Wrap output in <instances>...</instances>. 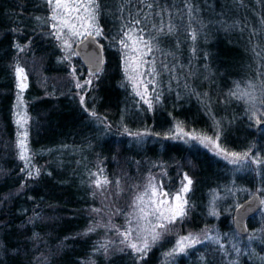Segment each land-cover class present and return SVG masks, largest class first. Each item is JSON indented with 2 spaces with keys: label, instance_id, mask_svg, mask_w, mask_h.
Returning <instances> with one entry per match:
<instances>
[{
  "label": "trees",
  "instance_id": "obj_1",
  "mask_svg": "<svg viewBox=\"0 0 264 264\" xmlns=\"http://www.w3.org/2000/svg\"><path fill=\"white\" fill-rule=\"evenodd\" d=\"M48 1L0 0V264H164L167 252L172 254L165 264H264L263 235L246 241L249 233L263 231L264 212L247 221L245 239L232 224L246 193L257 191L264 200V119H249L237 97L254 78L264 79V0H80L85 21L99 28L104 57L93 76L75 61L91 81L82 96L53 94L36 82L67 73ZM138 29L152 45L145 60L155 61L150 108L123 74L121 41L128 44L126 33L137 38ZM31 57L40 61L39 77L28 73ZM23 58L27 162L20 158L14 123ZM215 125L220 149L247 153L252 168L232 172L198 146L171 141L178 126L209 137ZM156 162L188 163L182 232L211 230L220 241L198 242L181 253L165 242L141 259L125 252L104 255L91 231L94 178L106 179L116 191ZM231 199L238 204L234 210Z\"/></svg>",
  "mask_w": 264,
  "mask_h": 264
},
{
  "label": "rangeland",
  "instance_id": "obj_2",
  "mask_svg": "<svg viewBox=\"0 0 264 264\" xmlns=\"http://www.w3.org/2000/svg\"><path fill=\"white\" fill-rule=\"evenodd\" d=\"M62 3L67 5V7L57 8L55 0H53L55 12L52 15H55L56 19H52V24L50 23V26L52 27V30L56 32V38L59 40L60 63L61 65L65 66L67 73L61 77H53L48 80L40 77V80L36 82H39L42 89L51 87L53 89V94L58 92L66 94L70 93L71 91L74 95L82 96L89 88L90 83H86V81H90V79L88 76L82 77V74L79 73V68L75 63L77 58L73 52V48L79 41L88 36L95 38L98 42L101 35L100 33L97 34V32L100 31L95 24L85 21L84 13L82 11L83 8H85V6H83L84 3H80V0H62ZM64 21H67V24H65ZM89 33H91V35H89ZM128 45L129 46L127 48H124L125 51L123 54V74L125 80L128 86L132 89L135 97L143 105L150 108L149 105H153L154 99L153 84H149L147 91H145L139 80L135 79L142 70L138 68L137 65H139L141 58L145 59V56H141V53L144 50V45L139 43L138 39L135 44L129 40ZM126 56L130 58L127 64ZM23 59H21L22 62L20 63V66L21 69L26 71L25 64L27 59ZM27 61L28 73L32 74L34 72L36 75H38V77L41 76L40 72L38 71V67L40 68L39 59L31 57ZM126 67L128 69L127 71L125 70ZM133 69L136 70L134 71ZM26 73L27 71L23 72L22 76L20 77L16 71V76L18 77L17 95L14 106V123L18 132L17 144L19 147L20 141H24L28 117L27 115L25 116V107L22 101V95L25 87L23 90H21L18 85L20 84L21 80L25 81L27 78ZM87 75L89 74L87 73ZM81 77L83 78L82 80H80ZM130 77H132V79H130ZM144 79H147V77ZM78 84L83 85V87H77ZM138 92H140L142 95H138ZM237 97L245 104L246 113L249 119L256 121V117L253 116L254 112L256 113V116L264 119V106L261 102V99L264 97V79L261 80L258 77L254 78L248 83V86L244 87L243 89H238ZM218 128L219 125H215V131L213 135L209 136L213 142L205 140L204 143H200L196 139L181 137L178 132L173 136L175 138H172L171 141H176L187 146H198L209 154L227 163L228 166L232 168V172L234 170L239 171L242 168H244V170L247 168H252L254 164L248 155L246 158L239 159L237 163H232L231 160L236 158L224 153L223 151L221 152L220 147H217L219 139H217V135L219 136L220 133ZM240 156L244 157L243 154ZM188 166L189 165L187 162H183V164H163L156 162L154 164L145 165L141 170H137V177L132 183L126 187L117 186L115 187L116 191L114 190V187H112L111 190L108 189L104 183H101V186L97 187L95 181L100 179L97 177L94 178L92 183L94 189L92 192L96 199L97 206L92 215L93 224L91 226V231L92 233H98V243L101 246L104 255L125 252L130 253L135 259H141V256L144 258L153 248L162 246V244L165 242H169L172 244L173 248L176 249L177 244L182 237H196L198 238L199 242L218 243L220 241L219 237L211 230H204L196 234L182 232L188 217L187 202L184 203V201H186V194L189 190L182 194V199L180 201H174L173 197L175 194L180 193L181 189L187 185L188 180H190V176L186 174ZM153 185H155L156 188L155 196L152 195ZM190 186L191 184L188 185L189 189ZM160 193H167L166 203L158 205L160 210L165 212L166 216L169 215V212L166 210L169 207H171L173 211H178L180 207H182L184 210V215H178L174 223H168L162 218L158 219L155 214H150L153 213V202L162 199ZM246 194L247 198H249L252 194H258V192L251 191L249 194ZM140 196H143V203H140V207L144 208V213H141L139 208L136 206L139 203L137 197ZM219 199V197H215L213 200L218 201ZM260 200L262 204L260 211L262 213L264 212V200L262 198H260ZM230 205L233 206L234 210L238 204L235 203V199H231ZM212 214L213 216L217 217L216 211H213ZM160 223H165L166 228H156V231L160 233V236L155 242H152L150 230L154 225ZM129 229H132L130 237L131 242H135L139 245L142 238H148L150 247L147 250L146 255L134 252L128 246L127 242L122 243L124 237L120 235V233H124ZM262 230L263 231H261V233L258 230L251 232V234L249 233L247 236L248 239H246V241L248 242L252 238V241H254L260 234L263 235L262 237L264 239V227ZM247 237H244V239ZM185 245V249L188 248L189 242L186 241ZM192 245L194 244H191L190 246ZM177 252L181 253L180 251ZM170 253L171 252H167L166 255L164 253L166 258L163 257L161 260L162 263L165 264V260L171 259L169 258L171 256Z\"/></svg>",
  "mask_w": 264,
  "mask_h": 264
},
{
  "label": "snow or ice",
  "instance_id": "obj_3",
  "mask_svg": "<svg viewBox=\"0 0 264 264\" xmlns=\"http://www.w3.org/2000/svg\"><path fill=\"white\" fill-rule=\"evenodd\" d=\"M52 2H53V0H49L50 4ZM55 4H56L57 8L67 7V5L62 3V0H55ZM147 7L150 9L152 7V4L148 3ZM188 11L189 12L192 11L191 7L188 8ZM91 18L94 20L95 19V15L93 14ZM52 19H56V16L53 15ZM64 23L67 24V21H64ZM139 23H140L139 20L135 21L136 25H139ZM161 30H163V29H161ZM168 30L171 31L172 27L169 26ZM138 31L141 33V35H139L137 37V39H138L139 43L144 45V50L142 51L141 56L142 57L143 56H149L151 54V52H152V45H151V43L149 41H147V40H145L143 38V35H142L143 30L142 29H138ZM132 32H133V29L129 28L128 29V33H132ZM128 33H126L128 40H131L132 43L135 44L137 42V39H133V36L129 35ZM73 34H76V33H73ZM97 34H99V32H97ZM89 35H91V33H89ZM192 38L195 39V33H193V37ZM121 43H124V46L126 48L129 46L124 41H121ZM17 47H19V46H17ZM20 50L22 51L23 49H20ZM129 59L130 58L126 56V64L128 63ZM145 65H147V67H144ZM137 67L142 69V70L139 72L138 76L135 79L139 80L140 84L143 85L145 91H147L148 85L154 83V77H155V73H156L155 61L154 60H145V59L141 58L140 59V63H139V65H137ZM125 70L126 71L128 70L127 67H126ZM133 70L135 71L136 69H133ZM23 71H24L23 69L18 68L17 69L18 76H22ZM148 76H151L152 79H144L145 77H148ZM130 79H132V77H130ZM86 83H91V81H86ZM18 86L21 88V90H23V88L26 87V84L23 82V80H21V82H20V84ZM77 87H83V85H79L78 84ZM137 94L138 95H142L140 92H138ZM142 98H143V96H142ZM149 106L151 107V105H149ZM253 116L256 117V122L257 123L261 122L260 118L258 116H256L255 112L253 113ZM18 123H19V121H18ZM176 132H178L181 135V137H188L189 139H196L200 143H204L205 140H207L209 142H213L210 137H200V136L192 135L190 132H185L184 129L182 127H179V126L177 127ZM173 138H175V137H173ZM218 138H219V136L217 135V139ZM20 147L22 149L20 158L27 162L29 160V157L27 156V149H26V147L24 145V141L23 140L20 141ZM217 147H219V145H217ZM222 151H223V149H221V152ZM228 155H231L232 157L236 158V159H232L231 160L232 163H237L239 161V159L246 158L248 154L245 153L244 157H241L237 153H230ZM38 171L39 170H37V174H38ZM29 175H32V173H29ZM101 183L107 184L108 181L106 179L103 180V181H101V180H96L95 181V184H96L97 187H100ZM190 184H191V180H188L187 185H185L181 189L180 193H177V194L174 195L173 200L174 201H180L182 199V194L189 190L188 185H190ZM152 195L153 196L156 195L155 185L152 186ZM160 195H161L162 199H160L159 201L153 202L154 203L153 213H150V214H155L158 219L162 218L163 220H166L168 223H174L175 219H176V217L178 215L179 216H183L184 215V210H183L182 207H180L178 211H173L171 209V207H169L168 209H166L169 212V215L166 216L165 212L161 211L160 208L158 207V205H162V204L166 203L167 193H160ZM137 200H138L139 203L136 206L139 208V211L141 213H144V208L140 207V203H143V196L137 197ZM184 203H186V201H184ZM150 214H146V215H150ZM213 214H215V213H213ZM145 218H146V216H145ZM156 228H166V224L165 223H160V224L154 225L152 227V229L150 230L151 241L152 242H155L160 236V233L156 231ZM131 233H132V229H129V230H127L124 233H120V235H122L124 237V240L122 241V243L127 242L128 246L134 252L142 253V254L146 255L147 254V250L150 247V242H149L148 238L147 237L142 238L141 243L138 245L137 243L130 241ZM186 241L189 242V246L191 244H195V243L199 242L198 238H196V237H182L180 239V241L178 242V244H177V248L174 249L173 252H176V251L183 252L184 249H185V246H186L185 245ZM171 254L172 253H170V255ZM141 258H143V256H141Z\"/></svg>",
  "mask_w": 264,
  "mask_h": 264
},
{
  "label": "water",
  "instance_id": "obj_4",
  "mask_svg": "<svg viewBox=\"0 0 264 264\" xmlns=\"http://www.w3.org/2000/svg\"><path fill=\"white\" fill-rule=\"evenodd\" d=\"M73 52L89 75H96L102 69L103 51L95 38L85 37L74 46ZM261 206L259 196L252 194L234 210L232 224L238 236L245 237L247 235V221L261 210Z\"/></svg>",
  "mask_w": 264,
  "mask_h": 264
}]
</instances>
